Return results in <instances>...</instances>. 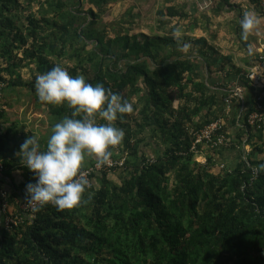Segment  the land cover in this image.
<instances>
[{"label": "trees", "instance_id": "trees-1", "mask_svg": "<svg viewBox=\"0 0 264 264\" xmlns=\"http://www.w3.org/2000/svg\"><path fill=\"white\" fill-rule=\"evenodd\" d=\"M116 1L0 0L1 92L26 85L38 98L36 77L60 64L72 75L118 92L134 109L116 121L125 135L111 151L114 158H125L123 165L109 173L93 172L80 206L47 204L9 227L0 212V264H264L263 87L255 88L247 72L238 69L252 101L225 92L240 100L235 118L242 127L233 146L255 138L247 156L223 162V150L200 145L206 160H197L191 129L223 115L217 94L206 93L201 71L224 69L230 56H213L217 52L204 36L176 38L180 20H191L183 0H163L152 33L119 30L110 36L98 17L104 5ZM252 1L264 12L263 0ZM233 7L229 0H212L211 11L218 15ZM30 64L31 79L24 80L20 68ZM176 98L181 102L174 108ZM44 104L57 120L73 113L67 104ZM254 111L263 118L251 125L247 120ZM146 127L164 147H153L151 153L140 148ZM15 133L13 126L0 133L5 177L13 169H28L15 156ZM6 199L10 203L13 197Z\"/></svg>", "mask_w": 264, "mask_h": 264}, {"label": "clouds", "instance_id": "clouds-1", "mask_svg": "<svg viewBox=\"0 0 264 264\" xmlns=\"http://www.w3.org/2000/svg\"><path fill=\"white\" fill-rule=\"evenodd\" d=\"M260 24L254 11H244L239 20L241 39L248 40ZM175 35L179 39V30ZM34 89L42 102L66 103L73 113L52 126L44 147L36 135H28L21 143L16 154L35 178L25 186L26 199L34 210L47 204L58 209L80 206L84 193L91 187L83 171L86 158L94 159L97 166L110 161L111 149L125 135L116 121L133 112V104L102 83L93 85L84 75L70 74L60 64L38 75Z\"/></svg>", "mask_w": 264, "mask_h": 264}, {"label": "crops", "instance_id": "crops-1", "mask_svg": "<svg viewBox=\"0 0 264 264\" xmlns=\"http://www.w3.org/2000/svg\"><path fill=\"white\" fill-rule=\"evenodd\" d=\"M229 1L231 4L234 5L233 9L222 11L220 14L216 15L213 14L211 11L212 0H210V11L216 17H221V20H219L221 22L220 29L225 30H220L221 32H217L216 30L212 31L213 29H211L208 30L207 34L209 38L207 39L206 36L204 37L206 38L208 43L210 41L209 45L211 46H213V44H218V42L225 43L223 45H226V47L222 48V53L217 47H213L217 54L212 55H216L218 57V54H222L221 56H230L231 62L224 69L215 68L211 73L207 70L206 67L204 71H201L203 77L200 78V80L202 79L207 87L206 93L217 94V109L218 111L222 110L223 112L222 117L224 121V127L226 128L227 133L232 137L233 142H237L236 133L239 131V128L242 127V123L237 118H235V111L238 108L240 100L247 103H249L251 100L245 95L246 87L242 86L241 84V75L243 74V72H237L236 70L240 69L247 72L253 66L258 65L260 74H262V78L264 79V61L260 60V56L264 55V12L261 10V7L257 3H255V1L252 0ZM192 2L196 4V1L192 0ZM246 10L254 11L260 17L261 24L257 27L253 34L250 35L248 40H242L240 37L241 29L239 25V20L243 12ZM192 12L193 11H190V13ZM212 14L209 17V20L211 21ZM231 19L232 23L229 24V21ZM185 27H188L189 29L192 28V26L189 25L183 26V28ZM205 28L203 29L207 30V27ZM183 30L179 32L182 33ZM201 34L204 35V33L197 31L198 36ZM224 51H236L238 54L237 58L232 53L229 54ZM212 55L208 53L207 58L212 60ZM21 69H23V67ZM24 80H28V78H25ZM194 80H198V78H195ZM190 86L191 84H189L188 88H190ZM236 86H240L242 89L240 93H238V96L240 98L239 101L236 98L227 97L225 95V92L228 89L233 90V88ZM0 96L6 97L5 101L3 103H0V110L2 114L0 118V133H2L4 130H6V128L10 126H13L16 129V133L14 134L17 139L14 150L15 156H17L16 153L18 152L21 143L28 135L38 136L40 138L42 147H44L47 138L51 133L52 126L56 122H59L64 117L63 115H65L61 114L60 120L55 119V117L49 114V112L47 111L46 105L39 98H35L33 96V93L30 92V87L26 85H14L12 87H6L5 90H3V95ZM225 99H229L230 101L226 102ZM180 102V98L174 99L173 107L177 108ZM198 118V115L194 117V119ZM143 137L145 138L142 139V142L140 143V148L146 151L147 153H151V149L153 147H164L162 146V143L157 138V136H153L152 128L146 127L141 136H139L140 139ZM244 139L242 140L240 146H243ZM240 153L241 152H238L237 154L234 153L232 148L223 149L221 159L233 161L234 157L236 155H240ZM199 156H203L204 159L206 158L205 153L203 154V151H201V149L197 153V157ZM19 160L21 159L19 158ZM92 161H94V159L86 158L83 167H86L87 165L91 164ZM32 176V172L29 169L24 168L13 169L12 171H10L9 177L4 176L5 182L2 183L1 187L13 197V199L9 203V206L12 209H15L16 206L19 204V201L26 195L25 186L29 181H33Z\"/></svg>", "mask_w": 264, "mask_h": 264}, {"label": "rangeland", "instance_id": "rangeland-1", "mask_svg": "<svg viewBox=\"0 0 264 264\" xmlns=\"http://www.w3.org/2000/svg\"><path fill=\"white\" fill-rule=\"evenodd\" d=\"M180 2L181 0H177ZM187 3V5L184 7L186 12H188L189 15H191V20L183 18L180 20V24L182 25V30L183 32L180 33L181 36L183 34L189 35L191 37H199V36H206L208 39L209 37L207 36L208 30L213 29L212 31L216 30L217 32H221L220 30H225V29H220L221 22V17H216L213 15L209 9L202 10L199 7H197L196 4L192 2V0H183ZM163 0H118L113 3V5H104L102 12H100V15L98 17V25L103 26L104 29L106 30L107 34L110 36H113L117 31H121L124 33L125 31L129 32V34L133 33H152L153 31L156 30L157 25L159 23V15L157 14L158 9L162 6ZM130 4H133V6L129 9ZM193 7V9H192ZM195 8V10H194ZM130 10V11H129ZM190 11H193L190 13ZM212 14V21L209 20V17ZM207 16V17H206ZM175 22V21H173ZM173 22L169 25H172ZM190 22L194 23V26L189 29L188 27L183 28V26L188 25ZM230 22V23H229ZM228 23H232V19ZM196 24V26H195ZM204 26V27H203ZM231 26V25H230ZM207 27V30L203 28ZM210 27V29H209ZM201 28V29H199ZM225 28V27H224ZM227 28V25H226ZM159 32H162V30L157 29ZM197 31H200L203 34L197 35ZM211 31V32H212ZM209 41V40H208ZM212 42V41H211ZM210 43V41H209ZM213 44V43H212ZM225 43L218 42V44H213L212 47H217L219 51H222V48H225L226 45H223ZM184 50H187V47L184 46ZM191 50V48H190ZM194 51V50H193ZM227 52V51H224ZM222 53V52H221ZM227 53H232L234 56L237 58V52H227ZM195 54V53H194ZM193 53L191 54V56ZM220 57L222 54H218ZM4 63H0V67H4ZM30 67L34 68L33 64H30L29 67H23L21 69L22 77L23 79L30 80L32 73ZM3 95V92L1 93ZM245 95L250 98L252 101V91L249 88H245ZM6 97H1L0 96V103H3L5 101ZM134 101V98L132 99ZM246 138L244 139L243 146H237V147H230L228 149L233 150L234 153L241 152L240 155H236L233 159V161H236L237 159L240 158H245L247 154L252 150V146L254 144L255 138H252L251 141H249L248 144H246ZM242 143V142H241ZM204 154V153H203ZM151 155V154H150ZM195 158L199 161L204 160L203 156ZM227 161V160H222Z\"/></svg>", "mask_w": 264, "mask_h": 264}, {"label": "built area", "instance_id": "built-area-1", "mask_svg": "<svg viewBox=\"0 0 264 264\" xmlns=\"http://www.w3.org/2000/svg\"><path fill=\"white\" fill-rule=\"evenodd\" d=\"M194 1H196L198 7L202 10H206L210 8L211 5L210 0H194ZM261 5L264 7V0L261 2ZM260 60L264 61V56H260ZM258 67H259L258 65H255L252 68H250L247 71L246 76L249 78L251 84L255 88H258L259 86L263 87V90L261 91L260 95L264 96V79L262 78V74H260ZM3 86L4 84L0 82V95ZM241 90L242 89L240 86H236L233 88V92L235 95H238V93H240ZM225 100L226 102L230 101L229 99H225ZM262 118L263 116L260 112L254 111L249 115L247 122L253 125L255 124L256 121L261 120ZM191 133L193 135L191 150L195 153H198V151L200 150L199 148L200 145H203L205 148L215 151L219 149L223 150L230 148L233 144L232 137L224 130V121L222 117H219L215 120L208 122L199 129L196 130L191 129ZM117 147L118 145L114 146L113 148H117ZM124 160H125L124 157L114 158V156H111L110 161L107 164L103 166H97L95 161L92 165H90V167L84 168L83 171L90 180V182L92 183L93 180L91 175L93 172L99 173L105 171V173H109L111 170L115 169L116 166L117 167L122 166ZM205 160L206 158L202 160V162H204ZM1 170H2V166L0 164V176L2 173ZM7 196H8L7 192L3 191L2 192L3 200H2V206L0 212L2 215L3 224L5 226L9 227L11 225H16L19 222H21L22 214L27 216L26 218L28 219L32 218L34 209L32 204H30L27 199L22 198L19 201L18 204L19 211H17V209H12L9 206L8 200L6 199Z\"/></svg>", "mask_w": 264, "mask_h": 264}]
</instances>
